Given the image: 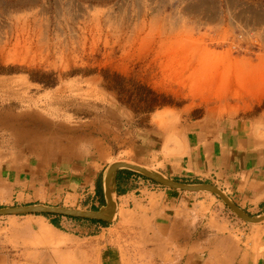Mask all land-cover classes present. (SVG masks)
<instances>
[{
	"label": "rangeland",
	"instance_id": "obj_1",
	"mask_svg": "<svg viewBox=\"0 0 264 264\" xmlns=\"http://www.w3.org/2000/svg\"><path fill=\"white\" fill-rule=\"evenodd\" d=\"M190 35L212 52L257 66L264 57V0H0V165L31 164L28 178L41 191L49 192L52 177L64 190V197L39 203L84 210L91 206L77 199L74 184L90 171L125 161L166 175L195 146L202 125L259 117L264 91L241 90L235 76L224 91L192 92L191 70L176 54ZM182 194L211 198L232 221L264 224L240 219L214 193ZM146 212L120 206L100 244L116 239L126 264H149L139 231ZM25 215L0 217L7 223L16 216L19 264H34L32 251L42 249L48 264H99L98 244L72 226L87 219L36 214L49 223L62 219V229L76 233L67 239L38 230ZM32 239L41 246H30Z\"/></svg>",
	"mask_w": 264,
	"mask_h": 264
},
{
	"label": "crops",
	"instance_id": "obj_2",
	"mask_svg": "<svg viewBox=\"0 0 264 264\" xmlns=\"http://www.w3.org/2000/svg\"><path fill=\"white\" fill-rule=\"evenodd\" d=\"M258 123H261L260 127H257ZM184 157L182 163L168 168L167 177L184 182H215L249 214L264 213V111L259 117L233 116L223 118L217 126L202 125L195 146ZM29 165H0L1 207L11 200L13 205H30L48 203L46 199L50 196L64 197L59 193L64 190L53 181V177L50 183L48 178L46 181L49 192L46 189L41 191L36 182L28 178L32 173ZM189 171L202 173L204 180ZM105 174L106 170L90 171L74 184L77 199L88 201L89 210L105 203ZM114 186L116 214L122 205L147 210L148 223L139 229L146 263L264 264L263 223L246 226L232 221L222 208L214 206L211 198L187 196L182 194L186 191L163 186L159 189L150 183V178L129 169L117 171ZM25 216L30 223H37L38 230L43 227L52 232L59 231L62 238L76 237L75 232L62 229L61 223L64 222L60 218L53 219L57 221L55 224L46 222L48 219L43 215ZM7 223L0 221V264H19L16 258V216ZM106 225L94 219L72 223L74 230L84 232L94 244H98L95 246L99 264H126L124 248L116 239L103 246L100 244L99 236L108 228ZM33 242L32 239L29 245L33 246ZM18 247L21 249V243ZM31 256L35 259L31 261L34 264L51 262V256L44 249L32 251Z\"/></svg>",
	"mask_w": 264,
	"mask_h": 264
},
{
	"label": "water",
	"instance_id": "obj_3",
	"mask_svg": "<svg viewBox=\"0 0 264 264\" xmlns=\"http://www.w3.org/2000/svg\"><path fill=\"white\" fill-rule=\"evenodd\" d=\"M119 169H129L140 173L141 175L148 177L168 188L188 191V192H211L225 202V204L242 220L248 223H262L264 222V213L261 215H252L239 207L233 202L219 187L211 183L201 182H184L181 180H175L167 177L163 173L149 168L147 166L117 161L109 165L105 174V203L97 209H76L64 206H53L48 204H30V205H15V206H4L0 207V217L10 215H25V214H51V215H62L70 216L82 219H94L110 222L116 215V200L115 194V179L116 173Z\"/></svg>",
	"mask_w": 264,
	"mask_h": 264
},
{
	"label": "bare ground",
	"instance_id": "obj_4",
	"mask_svg": "<svg viewBox=\"0 0 264 264\" xmlns=\"http://www.w3.org/2000/svg\"><path fill=\"white\" fill-rule=\"evenodd\" d=\"M145 43L147 45L150 41ZM179 43L182 47L176 54L181 56L183 69L191 70V73L188 72V84L192 92H212L216 89V92L224 91L228 87L225 83L234 76L241 90L252 93L264 91V57L256 66L247 61L232 59L229 54L220 55V53L212 52L200 39L194 40L192 35L182 38ZM218 55L222 61H226L225 69L219 68L220 62L216 58L219 57ZM215 91L213 93H216ZM236 92L238 93L239 90Z\"/></svg>",
	"mask_w": 264,
	"mask_h": 264
},
{
	"label": "trees",
	"instance_id": "obj_5",
	"mask_svg": "<svg viewBox=\"0 0 264 264\" xmlns=\"http://www.w3.org/2000/svg\"><path fill=\"white\" fill-rule=\"evenodd\" d=\"M94 221H96V222H100L101 224H108L107 222H105V221H102V220H94ZM53 222L55 223V224H57V221L56 220H53Z\"/></svg>",
	"mask_w": 264,
	"mask_h": 264
}]
</instances>
